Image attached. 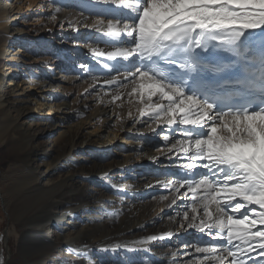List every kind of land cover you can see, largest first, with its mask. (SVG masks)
<instances>
[{
  "label": "bare ground",
  "instance_id": "1",
  "mask_svg": "<svg viewBox=\"0 0 264 264\" xmlns=\"http://www.w3.org/2000/svg\"><path fill=\"white\" fill-rule=\"evenodd\" d=\"M76 1L0 0V166L9 165L6 206L19 221L7 245L12 234L30 235L32 250L22 246L29 264H215L195 251L207 247L231 248L236 264H264L259 248L243 253L215 228L188 226L203 217L204 190L180 185L212 179L216 166L180 151V141L198 138L185 136L188 125L157 121L153 105L167 100L150 99L147 88L133 92L138 85L125 68L116 61L105 68L111 60L94 54L114 50L97 23L109 5ZM188 163L195 164L189 177ZM89 179L111 200L82 186ZM7 194L0 186V199ZM159 202L163 212L152 213ZM63 218L69 234L59 228Z\"/></svg>",
  "mask_w": 264,
  "mask_h": 264
},
{
  "label": "snow or ice",
  "instance_id": "2",
  "mask_svg": "<svg viewBox=\"0 0 264 264\" xmlns=\"http://www.w3.org/2000/svg\"><path fill=\"white\" fill-rule=\"evenodd\" d=\"M98 2L110 6L96 14L111 17L97 23L114 50L94 54L124 64L126 79L138 85L133 92L147 88L150 99L159 94L167 100L153 105L157 121L193 126L185 136L199 138L180 141V151L216 166L220 179L205 176L180 185L193 193L204 190L203 217L196 224L194 215L188 226L215 228L232 248H259L264 257V0ZM195 251L215 264L237 261L231 248Z\"/></svg>",
  "mask_w": 264,
  "mask_h": 264
},
{
  "label": "rangeland",
  "instance_id": "3",
  "mask_svg": "<svg viewBox=\"0 0 264 264\" xmlns=\"http://www.w3.org/2000/svg\"><path fill=\"white\" fill-rule=\"evenodd\" d=\"M62 1H63L62 7L63 6L65 7V6H68V5L73 6V5H75V3L78 4V2L76 0H62ZM98 6L99 5L96 6V4H95L94 8H96ZM89 7H91V5ZM109 7L110 6H106V9L109 8ZM99 9H100V7H99ZM102 11H104V8H102ZM103 16H104V18L102 20H104L105 23H106L108 21V19H109V16H107V15H103ZM94 33H95V31H94ZM85 34H87V32ZM46 35L49 38H52L53 36H55V33L52 32V31H50V30H48L47 33H46ZM53 44L56 45L57 44V41L55 40L53 42ZM113 62L114 61H112V60L109 62V64H108L109 67H110V64L113 63ZM118 66L126 69V66L124 64H120L119 63ZM51 67L52 66H50V68ZM90 70H93V68L90 67ZM32 91H34V89ZM207 126L208 125L205 124L204 131L207 130ZM191 127H193V126H191ZM191 127L189 126V128H191ZM62 128H63L62 126H59L58 127L59 130H63ZM48 137H49V135L46 136L47 139H48ZM196 170H198V169H196ZM200 170H202L206 174L209 173V171L207 169H200ZM7 171H10L9 165L7 163H4L2 166H0V186L3 189L4 193H8L7 196L5 197L6 198L5 201L3 199H0V264H29L24 259L26 257L25 255L27 254V252H24L23 253L24 250H23L22 246L23 245L26 246V250L25 251H27V250H30L31 251L32 248L34 247V244H33L34 242L32 241V237L29 238L30 235H23V232H22V233H19L18 234L20 237L17 236V235L12 234L10 236L9 241H8V245H7L6 240H5V235L8 232V230L14 225V223L19 222V221H14V219L11 217L12 216V209L7 208V206H6V203L9 201V198L8 197L10 195L9 194V191H8L10 188H9V186H7L8 185L7 182H9L8 181L9 180V175H8L9 172L6 174ZM191 172H193L192 169L189 170V171L187 170V171H185L184 175L189 177L190 174H191ZM176 176H178V173H176ZM51 177H56V175H52ZM1 178H2V180H1ZM213 178H215V179L217 178L218 179L217 174L213 175L212 176V179ZM2 181L4 182V184H3ZM81 184L86 189H88L90 192L102 193V196L104 197L105 200H107V201H110L111 200V197H110L111 196V192L108 190V188L105 189L104 186H102L101 184L97 183L95 181V179H89V180L83 181ZM8 203H10V202H8ZM115 204H116V202H115ZM157 208H158V211H156ZM157 208L155 210L154 209L151 210V212L152 213H158V212H163V210H164V206H163V204H161V202L158 203ZM29 211H31V210H29ZM29 211L28 212H25L26 213V216H28ZM54 211H55V209H54ZM10 214H11V216H10ZM23 217H25V215ZM70 221L71 220H69L67 218H63L61 220V222L59 224V228L62 229L63 234H69V233H71L70 227L72 226V224H71ZM23 236H25V237H23ZM28 238H29V240H28ZM200 238L201 237H194L193 239L197 243V242L200 241ZM54 246L56 247L55 250L61 249V244L60 243L59 244H54ZM8 247H9V250H8Z\"/></svg>",
  "mask_w": 264,
  "mask_h": 264
}]
</instances>
